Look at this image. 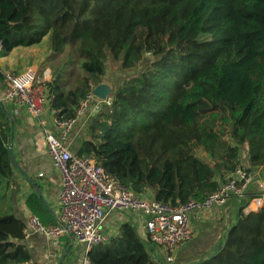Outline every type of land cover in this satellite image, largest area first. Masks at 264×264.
<instances>
[{
    "label": "trees",
    "instance_id": "16d2710c",
    "mask_svg": "<svg viewBox=\"0 0 264 264\" xmlns=\"http://www.w3.org/2000/svg\"><path fill=\"white\" fill-rule=\"evenodd\" d=\"M0 40V54L46 43L63 55L46 83L59 120L74 118L100 84L108 51L140 70L96 113L76 153L137 194L172 206L204 201L241 161L248 173L264 165V0H0ZM173 133L184 144L194 136L179 159L163 147ZM12 137L0 102V264H39L12 209ZM27 204L56 224L38 195ZM111 242L89 250L90 264H157L130 225ZM192 264H264V204L239 206L218 250Z\"/></svg>",
    "mask_w": 264,
    "mask_h": 264
},
{
    "label": "built area",
    "instance_id": "2783aa9c",
    "mask_svg": "<svg viewBox=\"0 0 264 264\" xmlns=\"http://www.w3.org/2000/svg\"><path fill=\"white\" fill-rule=\"evenodd\" d=\"M3 44L0 40V51ZM37 65L29 66L21 73L5 74V97L17 107H25L34 118H42L50 107L49 88L44 80L39 79ZM49 74V70L46 71ZM113 91L106 98L89 93L77 109V115L71 119L59 120L54 124L60 128L59 135L45 130L47 151L53 165L59 170L62 180L60 203L54 212L56 224L46 226L39 216L28 215V223L46 237L61 239L72 237L84 244L87 249L106 243L109 238L100 230L105 216L113 211H135L147 216L146 231L150 242L161 247L166 253L167 262L173 260V254L194 235L191 224L192 212L222 206L231 197H241L251 182V174L239 163L218 189L204 201L190 199L185 204L172 206L156 202L146 195L137 194L133 189L105 171L93 158L81 157L72 152L67 145V138L77 120L89 112H99L105 106H111ZM257 210L264 204V196L254 198ZM250 210V211H251ZM83 264H90L87 258Z\"/></svg>",
    "mask_w": 264,
    "mask_h": 264
},
{
    "label": "crops",
    "instance_id": "0c3cea01",
    "mask_svg": "<svg viewBox=\"0 0 264 264\" xmlns=\"http://www.w3.org/2000/svg\"><path fill=\"white\" fill-rule=\"evenodd\" d=\"M37 47V46H36ZM37 50V48H36ZM33 47H17L13 51L0 57V63L9 60L7 72L21 73L27 67L26 61L33 52ZM39 79L45 82L52 79V72L49 68L40 69ZM49 70V74H47ZM6 82L0 75V102L12 121L13 137L12 151L15 160L14 173L16 178L15 192L11 196L12 209L16 217L23 221L24 239L28 246L32 260L39 264H83L87 258L89 249L72 237L64 236L61 239H53L35 231L28 223V215L32 213L27 201L31 195H38L43 198L44 205L53 214L60 203L62 180L59 170L53 165L48 154L45 142V130L49 129L55 135L61 130L54 124L55 114L50 110L40 119L30 115L25 107H17L5 97ZM95 112L91 109L82 115L67 138L69 149L77 153L81 143L88 137L89 126L92 123ZM251 182L247 190L246 198L231 197L222 206H212L191 214V224L194 235L190 241L179 248L173 254V260L167 262L165 251L150 242L146 231L147 216L141 212L118 211L109 212L100 224V230L107 234L109 240L101 244L107 246L112 244L111 240L118 236L125 225L135 228L143 240L146 250L151 254L155 263L159 264H192L214 254L226 232L235 224L238 208L245 205L251 195H259L264 192V165L252 167ZM151 196L152 193L150 194ZM149 196V197H151ZM256 197H253L254 199ZM80 247V251L76 248ZM91 250V249H90Z\"/></svg>",
    "mask_w": 264,
    "mask_h": 264
},
{
    "label": "rangeland",
    "instance_id": "374dc122",
    "mask_svg": "<svg viewBox=\"0 0 264 264\" xmlns=\"http://www.w3.org/2000/svg\"><path fill=\"white\" fill-rule=\"evenodd\" d=\"M33 48H37L35 52H33L32 55L29 56V58L26 60L28 62L27 67L31 64H37L39 65L40 69H45L49 68L53 74V66L57 65L63 55L56 56L52 49H49L48 44L43 43L41 45L33 46ZM66 52L69 51V48L65 49ZM64 51V52H65ZM65 52L64 56L67 54ZM72 53V56H77L75 51H70ZM4 54H0V57H3ZM52 56V57H50ZM108 57L109 60H107V72L106 74L102 77L100 84L107 86L109 89H111V92L117 89L119 86L122 85L124 80L130 76L138 73L140 70L134 68V69H124L122 67L121 61H117L113 58L112 54L110 51H108ZM14 56H12L9 60H5L4 62L0 63V69L5 70L8 69V65L10 64L11 60H14ZM13 73V72H12ZM194 140V136L191 137L189 140H187V144H184L180 140V136L178 133H173L170 140L163 146L164 148H167L170 154V157L173 159H179L184 157V154L190 150L191 148V143ZM244 167H246V162L243 160L241 161ZM247 168V167H246ZM249 187V186H248ZM248 190V189H247ZM3 192V190H1ZM247 191L244 192L243 196L239 198H246ZM264 196V192L261 194ZM237 198V197H235ZM248 202L246 201L245 204V211H250L252 208H255V204H253L254 199L248 198ZM0 201V206H1ZM76 248L78 251H80V247L76 245Z\"/></svg>",
    "mask_w": 264,
    "mask_h": 264
},
{
    "label": "water",
    "instance_id": "95a60500",
    "mask_svg": "<svg viewBox=\"0 0 264 264\" xmlns=\"http://www.w3.org/2000/svg\"><path fill=\"white\" fill-rule=\"evenodd\" d=\"M92 91L96 96H98L100 98H106V96L111 92V89H109L107 86L99 84ZM10 157H11L13 164H15L12 147L10 148ZM42 200L44 201L43 198H42Z\"/></svg>",
    "mask_w": 264,
    "mask_h": 264
}]
</instances>
